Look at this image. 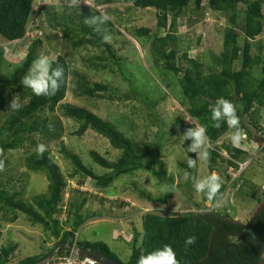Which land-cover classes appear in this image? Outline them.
<instances>
[{
  "label": "trees",
  "instance_id": "obj_1",
  "mask_svg": "<svg viewBox=\"0 0 264 264\" xmlns=\"http://www.w3.org/2000/svg\"><path fill=\"white\" fill-rule=\"evenodd\" d=\"M101 1L103 4L121 1L130 3L135 8H153L158 11L157 26L163 28L165 34L154 36L150 44L151 53L156 62L163 60L162 68L177 77L181 93L187 103V114L196 120L199 126L203 125L206 128L207 142L214 145L207 149L209 174L216 170L218 160L226 162L235 169L238 167L237 162L246 161L247 149L236 147L231 143H223L221 147L215 145L232 128L228 127L225 122H222L219 128L215 127V122L211 119V109L220 97L230 100L237 108L241 132L254 141L255 138H263L261 135L257 137L253 130L258 131L261 128V110L264 108V57L252 53L251 50L252 42L264 30L263 0H206L211 10L226 15L229 22L223 28L222 51L214 58L215 67H209L208 71H205L200 63L187 58L186 52L180 57L184 63L175 60V48L169 47L172 42L177 41L174 35V20L168 22L167 15L170 12L172 17L176 18L190 4L195 10H199L204 0ZM34 3L35 0H0L1 40L12 42L27 37L25 34L28 31ZM72 8L79 9L77 6ZM44 9L42 7L41 11ZM82 9L81 14L71 13L67 19L68 23L57 24L63 30L62 38L70 42L73 48L83 45L102 47L117 66L118 73L125 81H129L117 62L115 50L108 42L105 43L102 40V35L110 34L114 23L109 20L99 25L100 31H94V27L97 26H89L84 21L87 17L98 16L101 13L87 7ZM238 13L244 14L241 44L235 28ZM39 28L36 25L31 29L36 33ZM135 32V36L139 38L149 36L151 31L149 28L140 27ZM40 36L35 35L29 38L31 41L24 60L6 78L2 75L5 59L0 47V112H6L0 122V156L10 150L23 148L26 144L37 145L32 138L34 134H37L39 141L46 146V151L43 155H37L36 151L30 153L25 158V167L29 171L44 174L47 182L45 192L34 195L29 201L24 199L20 192L15 190L9 192L5 189L0 178L2 220L13 223L18 219V214H22L30 224L39 225L45 233H49L56 240L46 252L25 258L16 264H34L46 257L58 245L71 244L75 232L88 218V216L82 217L79 213L85 203V200H82L72 212L75 218L72 220L71 228L69 230L60 229L55 215L63 201L67 180L59 165L50 157L53 147L58 146L59 154L70 162L73 172L68 176L69 178H74L76 175L90 177L95 181L97 188L106 190L123 175L149 170L154 177L159 179V184L170 188L171 195L175 193L173 178L166 175L163 163L159 160L160 143L164 140L166 132L161 130L162 123L155 104L132 86H129L131 94H124V97L131 99L139 97L147 107L152 125L159 127L155 134L157 141L154 145L128 137L112 121L99 116L87 107L63 103L70 83L78 96L112 100L114 95L113 92H108L106 84L99 82L92 84L85 75L72 70L61 55H57L52 61L53 68L58 65L64 68L63 82L54 95L36 96L31 89L22 85V78L37 58V48L42 45ZM257 66L261 67L259 76L253 74V69ZM14 93L26 94L28 98L24 104H21V108L15 111L9 108ZM56 111L77 124L72 135L81 137L87 131L94 132L106 139L111 148L118 151L117 157L113 160L95 150L88 151L89 160L104 172L96 174L88 168L78 154L67 149L61 139V127L57 121H50V116H48L49 113ZM245 118L248 121H244ZM262 140L259 146L264 152V139ZM221 150L226 153L228 159L222 156ZM189 174L195 177V170H190ZM184 186L187 191H181V193L185 197L183 209L187 212L166 213V215L144 213L141 216L142 232H134L132 252L126 263L121 262L108 245L101 240L95 242L86 239L77 240V247L100 251L119 264H138L142 255H147L164 245L172 247L178 264H262L260 258L264 253V191L262 198L258 199L260 205L258 210L246 223H241L228 215L225 204L224 211L221 213L216 211L188 212L190 209H199V204L191 199L192 192L195 190L193 180H187ZM224 187V185L221 186L219 195ZM165 201L166 199L161 200V202ZM189 235H195L197 241L195 245L185 247L184 241ZM139 238L140 241L136 245ZM16 248L15 244L0 246V264L12 262Z\"/></svg>",
  "mask_w": 264,
  "mask_h": 264
},
{
  "label": "rangeland",
  "instance_id": "obj_2",
  "mask_svg": "<svg viewBox=\"0 0 264 264\" xmlns=\"http://www.w3.org/2000/svg\"><path fill=\"white\" fill-rule=\"evenodd\" d=\"M206 2V0L202 2L199 10H195L191 4L188 5L176 18H173L170 12L167 15L168 22L174 20V35L177 41L172 42L169 47L175 48V60L184 63L180 57L186 52L187 58L200 63L204 70L208 71L209 67H215L214 58L222 51L223 28L229 22L226 15L214 12ZM73 6L79 9L75 10ZM42 7L45 8L43 11H41ZM83 7L101 14L107 13L109 20L114 23L110 29L111 39L108 43L115 50L117 62L129 81H125L118 73L117 66L102 47L83 45L73 48L70 42L62 38L63 30L57 24L68 23V16L71 13L81 14ZM158 14L153 8H135L130 3L121 1L103 4L101 0H76L74 4L73 0H35L28 28L37 25L40 27L38 31L35 33L32 32L34 28L29 29L30 34L23 40L7 42L0 39V47L5 59L2 69L4 78L21 65L30 39L35 35H41L42 45L37 48V58L44 55L50 61H54L57 55H61L72 70L85 75L92 84L94 82L106 84L108 92H113L114 95L112 100L78 96L70 83L62 102L87 107L99 116L112 121L128 137L137 141L154 145L157 141L155 134L159 127L152 125L150 112L139 97L125 98L124 94H131L129 86H132L155 104L162 123L161 130L166 132L164 140L160 143L159 160L163 163L166 175L173 178L175 193L172 195L170 188L159 184V179L149 170L123 175L117 178L110 188L99 189L90 177L82 175L68 177L73 169L70 162L57 151L58 146L53 147L50 154L67 180L63 201L55 215L60 229L71 228L72 220L75 218L72 212L82 200H85L79 213L82 217L88 216V218L75 232V238L92 242L103 241L123 263L128 261L132 252L134 232H142L141 216L144 213L166 215V213L187 212L183 209L185 197L181 193L187 191L184 186L185 172L190 173V170H195L197 180L210 175L207 160L197 159L194 168L188 167V156L195 159L196 154L189 152L188 146L191 141H184L182 135L187 128H195L199 124L187 114V103L181 93L177 77L162 68L163 60L156 62L151 53L150 44L154 36L165 34L163 28L157 26ZM243 20L244 14L238 13L235 28L239 34L240 44L243 40ZM140 27L149 28L151 31L149 36L139 38L135 36V31ZM251 50L252 53L264 57V30L252 42ZM260 70V66L254 67L253 74L259 76ZM16 95H19L20 104H24L28 99L26 94L14 93L13 96ZM5 114L6 112H0V122ZM48 116L50 121H57L61 127V139L67 149L78 154L96 174H101L104 170L89 160V150H95L110 160L117 157L118 151L111 148L108 141L100 135L87 131L81 137L74 136L72 133L77 128L74 121L63 117L59 111L49 113ZM244 121L248 119L245 118ZM260 127L258 131L252 130L257 137L261 135L264 138V108L261 110ZM234 131L230 129L215 145L221 147L223 143H231L236 147L247 149L246 161L237 162L238 167L235 169L226 162L218 160L216 170L211 174L215 173L221 178L222 186H225L221 194L213 200H208L204 193L194 190L191 199L199 204V209H190L188 212L221 213L224 211L226 198L230 197L231 203L237 209L234 220L246 223L260 207L258 199L262 198L264 191V152L259 146L262 142L256 143L241 132L239 143L234 144L230 140ZM32 138L37 145L42 143L37 134ZM37 145L26 144L23 148L10 150L0 156V161H3L0 178L5 189L9 192L18 191L29 201L34 195L45 192L47 185L44 174L29 171L25 167V158L36 151ZM213 146L207 142L201 150L207 151ZM220 152L225 159H228L225 152L222 150ZM241 163L248 164L239 170ZM163 199L166 201L161 202ZM7 215L10 216L9 213ZM0 231V246L17 245L15 256L9 264H16L25 258L44 253L56 241L39 225L30 224L22 214H18L15 222L7 223L2 220L0 211ZM139 241L140 238L136 245ZM260 259L264 264V253Z\"/></svg>",
  "mask_w": 264,
  "mask_h": 264
},
{
  "label": "clouds",
  "instance_id": "obj_3",
  "mask_svg": "<svg viewBox=\"0 0 264 264\" xmlns=\"http://www.w3.org/2000/svg\"><path fill=\"white\" fill-rule=\"evenodd\" d=\"M73 3L75 4L76 0H73ZM108 21L109 15L107 13H103L98 16L93 15L87 17L84 22L89 26H97L94 27V31H100L99 25H103ZM27 32L30 33V31ZM110 39L111 37L109 35H102V40L105 43L109 42ZM63 76V66L58 65L57 67L53 68L52 61H50L47 56L42 55L32 62L28 72L23 76L21 83L24 87L31 89L34 95L47 97L54 95L59 90L61 83L63 82ZM9 108L13 111L19 110L21 108V104L19 103V95L12 97ZM211 119L215 122L214 126L217 128L221 126L222 122H225L228 127L235 129L234 133L230 136V140L234 144L239 143L241 139V129L239 127L240 119L237 115V108L233 102L225 99L224 97L218 98L215 102V105L211 109ZM182 136L184 141H191L188 146L189 152L196 154L195 159L188 156L187 164L189 168H194L196 166L197 159H208V152L206 150H201L208 141L205 126L201 125L195 128L189 127L184 131ZM45 151L46 146L43 143L37 145V155H43ZM2 168L3 161H0V169ZM184 179L185 181L192 179L195 191L198 193H204L208 200H213L219 194L220 188L222 186L221 178L215 173L197 180L188 172H185ZM196 241L197 237L195 235L187 236L184 241L185 247L195 245ZM63 244L68 245V243ZM64 248L61 250H64ZM77 249L79 250L78 247ZM60 251L58 253H60ZM138 264H178V261L176 260V255L172 247L170 245H164L162 248H158L152 252H149L147 255H142L138 260Z\"/></svg>",
  "mask_w": 264,
  "mask_h": 264
},
{
  "label": "water",
  "instance_id": "obj_4",
  "mask_svg": "<svg viewBox=\"0 0 264 264\" xmlns=\"http://www.w3.org/2000/svg\"><path fill=\"white\" fill-rule=\"evenodd\" d=\"M255 141L258 143L263 142L262 139L255 138ZM225 205L227 209L228 215L234 219L236 217L237 209L236 206H234L231 203L230 197H227L225 200ZM66 245L65 244H60L58 245L55 249H53L50 253L46 255L43 259L35 262L34 264H44L47 261H49L52 257H54L58 252L64 248ZM78 255L80 257H86V258H91L95 259L97 264H119L118 262L114 261L113 259L109 258L105 254L101 253L100 251H95V250H86V249H79L78 250Z\"/></svg>",
  "mask_w": 264,
  "mask_h": 264
},
{
  "label": "built area",
  "instance_id": "obj_5",
  "mask_svg": "<svg viewBox=\"0 0 264 264\" xmlns=\"http://www.w3.org/2000/svg\"><path fill=\"white\" fill-rule=\"evenodd\" d=\"M30 33H26L29 35ZM40 34V33H39ZM32 35V33H31ZM247 163L239 164V170L246 167ZM77 238L74 237L71 244L65 246L64 250L54 256L50 261L45 264H97L95 259L80 257L77 249Z\"/></svg>",
  "mask_w": 264,
  "mask_h": 264
},
{
  "label": "flooded vegetation",
  "instance_id": "obj_6",
  "mask_svg": "<svg viewBox=\"0 0 264 264\" xmlns=\"http://www.w3.org/2000/svg\"><path fill=\"white\" fill-rule=\"evenodd\" d=\"M234 220V219H233ZM236 221V220H235Z\"/></svg>",
  "mask_w": 264,
  "mask_h": 264
}]
</instances>
